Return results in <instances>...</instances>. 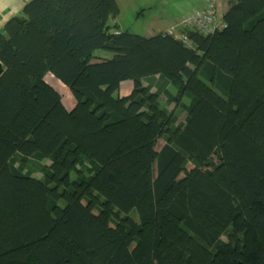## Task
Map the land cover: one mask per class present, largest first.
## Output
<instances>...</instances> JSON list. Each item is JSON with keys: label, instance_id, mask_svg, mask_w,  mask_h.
<instances>
[{"label": "trees", "instance_id": "1", "mask_svg": "<svg viewBox=\"0 0 264 264\" xmlns=\"http://www.w3.org/2000/svg\"><path fill=\"white\" fill-rule=\"evenodd\" d=\"M21 12L0 32V264H264V0L191 45L119 31L117 0Z\"/></svg>", "mask_w": 264, "mask_h": 264}, {"label": "rangeland", "instance_id": "2", "mask_svg": "<svg viewBox=\"0 0 264 264\" xmlns=\"http://www.w3.org/2000/svg\"><path fill=\"white\" fill-rule=\"evenodd\" d=\"M27 1L29 0H13V2L9 3V0H0V32H2V27L6 22V20L9 19L11 16L23 15L21 12V8L22 5ZM117 2L119 9L117 24L122 31L127 30L134 34H139L142 36H151L157 31L168 33L169 30H172L173 32H177L179 37H181L182 35H185V33H183V30H191L196 27L190 25L188 26L181 25L182 23L181 20L189 17V15L191 14L189 13V11L191 10V6L186 0H117ZM199 9H195V10H199ZM171 12H175L174 17H176L179 13L181 18L167 28L166 25L169 23L168 20H171V16H170ZM111 20L112 19L110 18L109 20L110 24H114L111 22ZM178 40L182 41V39H178ZM95 56L98 58H110L112 56V53L109 52L108 50H98L95 52ZM46 78L48 79L47 80L48 83L49 82L53 83L52 79H49V77ZM125 81L130 82L132 80H125ZM126 82H122L121 84H119L118 89L120 92L122 91L123 85ZM59 90L61 92L60 94L63 101H65L67 98L70 97L69 91L67 92L64 88ZM169 90L175 93V89L173 85L169 87ZM160 102L163 105L165 104L164 96H161ZM187 102H188V97L182 96L180 97L179 100L175 102L173 101V103H171V105H168V107L173 109L179 108L180 110L179 115L180 118H182L183 113L180 109V105L182 103H187ZM64 103L67 106V103L66 102ZM46 162L48 161L46 160ZM27 165L28 167L30 166L29 164ZM34 176L39 178L41 177V174L34 173ZM75 177H76L75 172L71 171L70 178L74 179Z\"/></svg>", "mask_w": 264, "mask_h": 264}, {"label": "built area", "instance_id": "3", "mask_svg": "<svg viewBox=\"0 0 264 264\" xmlns=\"http://www.w3.org/2000/svg\"><path fill=\"white\" fill-rule=\"evenodd\" d=\"M203 3L204 6L201 9L193 11L189 17L181 20V25L196 26L194 29L202 33L221 29L224 26V23L222 18L217 15V0H203ZM168 34H171L177 39H182L186 44H190L185 35L179 37L177 32H173L172 30H169Z\"/></svg>", "mask_w": 264, "mask_h": 264}, {"label": "crops", "instance_id": "4", "mask_svg": "<svg viewBox=\"0 0 264 264\" xmlns=\"http://www.w3.org/2000/svg\"><path fill=\"white\" fill-rule=\"evenodd\" d=\"M186 1H188V3H189V5L191 6V10L189 11V13H192L195 9H199V8H201L202 6H203V0H186ZM227 1L228 0H217V15H218V17H222V14L225 12V10H226V8H227ZM117 5H118V2H117ZM173 11H174V9H173ZM188 13V14H189ZM187 14V15H188ZM170 16H171V20H168V24L166 25V27L168 28L170 25H172L173 23H175V22H177L178 21V19H180L181 18V16L179 15V13H178V15L176 16V17H174L175 16V12H171V14H170ZM117 17H118V15L115 17V18H113L112 20H111V22L112 23H114V24H117L118 22H117ZM167 21V20H166ZM118 25V24H117ZM119 31H122L119 27L117 28ZM159 31H157L156 33H158ZM155 34V33H154ZM46 77H49V79H52V81H53V83H50L49 82V84L52 86V87H54L57 91L59 90V89H65L67 92L69 91L68 89H67V87L65 86V85H63L59 80H57V79H55L51 74H47L46 76H45V79H46V82H47V78ZM54 79V80H53ZM122 82H126V81H122ZM121 82V83H122ZM142 82L145 84V83H147V81H144V80H142ZM120 83V84H121ZM55 84H56V86H55ZM63 86V87H62ZM132 87H133V82L132 81H130V82H126L124 85H123V89H122V91L120 92V91H118V95H120V96H123V95H127L130 91H131V89H132ZM59 93H61L60 92V90L58 91ZM70 93V92H69ZM70 98V99H69ZM69 98H67L65 101H63V103L64 102H66L67 103V106L65 105V103H64V106L66 107V109H70V108H72V106L74 105V99H73V97H72V95H71V93H70V97Z\"/></svg>", "mask_w": 264, "mask_h": 264}, {"label": "water", "instance_id": "5", "mask_svg": "<svg viewBox=\"0 0 264 264\" xmlns=\"http://www.w3.org/2000/svg\"><path fill=\"white\" fill-rule=\"evenodd\" d=\"M3 73V66L2 63L0 62V75Z\"/></svg>", "mask_w": 264, "mask_h": 264}, {"label": "flooded vegetation", "instance_id": "6", "mask_svg": "<svg viewBox=\"0 0 264 264\" xmlns=\"http://www.w3.org/2000/svg\"><path fill=\"white\" fill-rule=\"evenodd\" d=\"M13 2V0H9V3Z\"/></svg>", "mask_w": 264, "mask_h": 264}]
</instances>
